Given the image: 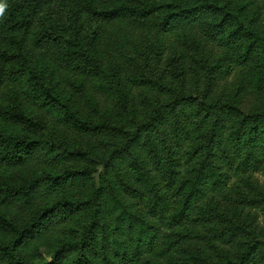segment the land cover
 I'll return each mask as SVG.
<instances>
[{"label":"trees","instance_id":"1","mask_svg":"<svg viewBox=\"0 0 264 264\" xmlns=\"http://www.w3.org/2000/svg\"><path fill=\"white\" fill-rule=\"evenodd\" d=\"M229 1L0 0V264H214L193 241L264 264V240L210 205L264 166V106L133 74L175 36L182 79L204 37L222 50L212 78L242 72L264 97V36Z\"/></svg>","mask_w":264,"mask_h":264},{"label":"rangeland","instance_id":"2","mask_svg":"<svg viewBox=\"0 0 264 264\" xmlns=\"http://www.w3.org/2000/svg\"><path fill=\"white\" fill-rule=\"evenodd\" d=\"M248 2L250 3L248 4ZM229 4L231 7L240 8L243 17L247 20L253 19V28L259 35L264 36V6L261 3L258 1L251 3V0H230ZM62 15L63 9H56L52 17L62 20L67 19L65 15L63 17ZM171 39L175 41L174 45L163 62H147L144 60L146 56L138 55L136 56L138 64H136L133 74L162 84L173 83L178 91L191 92L198 90L199 93H204L207 88H210L214 97L234 100V104L241 114H247L255 108L264 106V97L254 92L250 87L247 74L234 72L228 77L216 76L215 79L212 78L213 67L219 64L222 50L204 37H201L204 49L203 54L199 56L201 60L195 61L188 57L183 64L184 73L182 74V79H174L170 60L180 53V49L177 44L178 37L174 36ZM199 60L201 62H198ZM42 65L46 67L49 64L43 61ZM137 66H139L138 69ZM109 67L110 62L107 60L104 69L107 71ZM61 93L76 110H79L83 115L86 113V100L83 96H74L66 90H62ZM42 120L49 130L52 117L44 113ZM5 126L10 128L9 124L0 121V127L4 128ZM46 134L48 135L47 131L44 132V138L50 139L51 137L46 136ZM239 184L238 187H232L226 195L217 196L214 199V203L217 205L210 201V205L214 206L221 215L217 225L219 227L225 224L241 225L264 240V166L259 172L254 174L252 183ZM252 200L259 201V208L253 206L255 204H252ZM191 249L195 253L208 250L209 254L214 257V264H222L225 255L229 257L236 255L232 247L221 243H212L211 246L205 247L203 244L193 241Z\"/></svg>","mask_w":264,"mask_h":264},{"label":"clouds","instance_id":"3","mask_svg":"<svg viewBox=\"0 0 264 264\" xmlns=\"http://www.w3.org/2000/svg\"><path fill=\"white\" fill-rule=\"evenodd\" d=\"M0 11H2V7H0Z\"/></svg>","mask_w":264,"mask_h":264}]
</instances>
